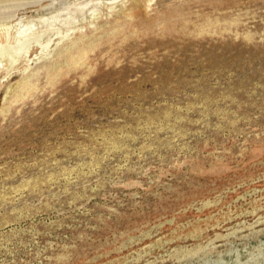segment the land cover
Listing matches in <instances>:
<instances>
[{
	"label": "rangeland",
	"instance_id": "rangeland-1",
	"mask_svg": "<svg viewBox=\"0 0 264 264\" xmlns=\"http://www.w3.org/2000/svg\"><path fill=\"white\" fill-rule=\"evenodd\" d=\"M89 1L0 0V264H264V0Z\"/></svg>",
	"mask_w": 264,
	"mask_h": 264
},
{
	"label": "bare ground",
	"instance_id": "bare-ground-1",
	"mask_svg": "<svg viewBox=\"0 0 264 264\" xmlns=\"http://www.w3.org/2000/svg\"><path fill=\"white\" fill-rule=\"evenodd\" d=\"M91 1H94V0H91ZM91 1H89V2H87V3H85V4H81L80 6H78V7H76V11H78V13L80 12V14L81 13H85V11L87 10V8H88V6L90 5V2ZM96 2H95V5L96 6H98L99 4L98 3H102V4H104L105 2L102 0V1H100V0H95ZM108 2V1H107ZM113 2H116V0L114 1L113 0ZM75 3V2H74ZM81 3H83V2H81ZM92 3V2H91ZM97 3V4H96ZM75 6H77L76 4H75ZM94 6V5H93ZM107 7V6H106ZM76 11H74V12H76ZM98 13V11L97 10H94L93 11V15H96ZM62 21H67V18L66 19H62ZM58 32H63V29H61L62 27H60V26H58ZM68 33V32H67ZM66 33V34H67ZM33 38H35V34L34 35H31V39H33ZM29 39V38H28ZM27 41H29V40H27ZM27 41H26V39H20L18 42H17V44H6V45H4V46H2V49L4 48V49H6V48H14V50L15 51H17V52H19L21 49H23V48H25V47H28L26 44H27ZM31 42V41H30ZM16 58V57H15Z\"/></svg>",
	"mask_w": 264,
	"mask_h": 264
}]
</instances>
